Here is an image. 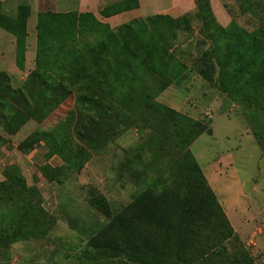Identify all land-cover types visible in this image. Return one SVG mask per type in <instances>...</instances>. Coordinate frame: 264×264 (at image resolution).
Masks as SVG:
<instances>
[{"label": "trees", "instance_id": "16d2710c", "mask_svg": "<svg viewBox=\"0 0 264 264\" xmlns=\"http://www.w3.org/2000/svg\"><path fill=\"white\" fill-rule=\"evenodd\" d=\"M238 2L244 14L263 12L260 0ZM205 3L199 16L203 27L214 32L193 69L242 106L264 149V12L260 26L248 32L235 22L227 28L217 25L208 0ZM139 7V0H121L106 5L100 14L109 18ZM30 15L29 5H19L15 17L0 13V28L15 38V62L21 71ZM192 30L182 16L156 14L112 28L91 12L40 11L34 69L18 89L0 72V125L9 135L30 121L44 122L77 95L79 111L70 118L74 139L57 143L50 133L37 134L50 147L47 159L58 156L63 161L61 166L46 163L40 168L50 182H61L68 170L81 172L91 157L85 146L96 152L131 130L141 137L138 146L126 151L127 163L121 166L120 178L127 173L135 186L132 201L115 214L103 195L89 200L106 222L82 232L87 240L78 255L81 264H197L212 247L208 235L214 234L223 250L234 235L190 149L202 135L213 134L212 120L192 118L157 101L170 86L184 84L186 72L193 70L174 51L180 33ZM36 141L34 135L18 149L28 154ZM4 142L0 135V145ZM3 174L0 264L13 244L44 239L56 224L51 214L34 215L26 209L25 203H42L43 197L36 186L27 185L19 167L10 165ZM233 264L254 263L240 252Z\"/></svg>", "mask_w": 264, "mask_h": 264}, {"label": "rangeland", "instance_id": "374dc122", "mask_svg": "<svg viewBox=\"0 0 264 264\" xmlns=\"http://www.w3.org/2000/svg\"><path fill=\"white\" fill-rule=\"evenodd\" d=\"M71 1L75 5L78 2ZM260 1L264 3V0ZM175 2L179 6V12L164 13L167 8L172 7L173 0H141L140 14L144 18L156 14L187 18L193 30L190 33H180L179 45L174 51L193 69L194 61L208 49V35L214 31L213 28L208 30L203 27V19L199 16L206 7L205 0ZM183 3H186L185 9L181 11L180 4ZM10 4L8 9L11 7L15 14L19 5H29L32 12L25 71L16 66L15 44L9 45L10 40L2 52L7 59L3 64L0 62V72L7 73L14 89H18L35 67V12L53 11V8L49 0H11ZM208 4L217 25L227 28L231 22H235L248 32H253L260 26L259 16L264 12L262 7L263 12L256 15L244 14L238 0H208ZM125 20H115L112 26L117 28ZM76 96L73 93L44 122L30 121L15 135L7 134L0 125V135L5 139L0 145V182L5 179L3 173L6 167H19L27 185L36 186L43 197L42 203L35 200L25 203L26 209L34 215L49 213L56 219L55 227L46 238H31L13 244L6 253L3 264H81L78 255L87 240L82 232L106 222L90 205V198L103 195L115 214L132 201L135 186L127 178V173L122 178L120 176L121 166L128 159L126 151L142 141L134 130L126 132L106 148L96 152L85 146L91 157L84 168L79 173L68 170L59 183L50 182L41 175L40 168L44 164L61 166L63 161L58 156L47 159L50 147L37 134L50 133L57 143L67 137L74 139L75 132L70 118L79 111ZM157 101L192 118L212 120L213 134L202 135L190 149L233 228L234 235L225 242V250L215 244L214 234L208 235L212 247L206 252L207 256L197 264H233V257L240 252L246 254L254 264H264V149L253 136L254 125L248 121L246 112L240 104L232 102L207 84L195 69L186 72L184 84L180 87L170 86L157 97ZM34 135L37 136V141L33 150L28 154L22 153L18 145ZM209 229L215 232L213 228ZM219 251L220 256H217ZM85 264L109 263L91 261Z\"/></svg>", "mask_w": 264, "mask_h": 264}, {"label": "crops", "instance_id": "0c3cea01", "mask_svg": "<svg viewBox=\"0 0 264 264\" xmlns=\"http://www.w3.org/2000/svg\"><path fill=\"white\" fill-rule=\"evenodd\" d=\"M40 0H38L39 2ZM77 4L75 5L71 0H49L50 6L53 8V12H61V13H66V12H79V13H84V12H91L93 13L96 18L106 24H109L112 28V23L115 20L118 19H126L125 23L130 22L133 19L137 18H142L144 19L143 15L140 14L142 10V3L141 0H139L140 7L138 9H133L130 11L123 12L118 15H114L109 18H104L101 16L100 12L103 9L104 6L108 4H112L121 0H77ZM176 0H173V5L171 8H167L164 13H167L168 11L171 13L179 12V6H177V3L175 2ZM11 0H0V13L5 14L9 17H15L16 14L11 11V7L8 9V6H11ZM16 3V1H15ZM41 4V2H40ZM185 4H180L181 11H184L185 9ZM183 8V9H182ZM38 11L35 12L37 16ZM159 13V12H156ZM32 15V12H31ZM30 15V17H31ZM30 19V18H29ZM123 23V24H125ZM35 29H36V23H35ZM27 31H28V37H29V20H28V25H27ZM6 31L0 28V62L1 64L4 63V60L7 59L6 56L2 53L4 51V46L8 45V40H10L9 45L14 46L15 41L14 37L10 34L8 36ZM3 45V48H2ZM27 54V53H26ZM3 60V61H1ZM197 119V118H195Z\"/></svg>", "mask_w": 264, "mask_h": 264}]
</instances>
